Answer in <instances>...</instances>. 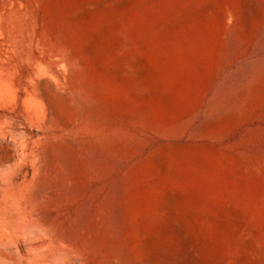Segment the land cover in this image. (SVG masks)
I'll return each mask as SVG.
<instances>
[{
	"label": "rangeland",
	"instance_id": "rangeland-1",
	"mask_svg": "<svg viewBox=\"0 0 264 264\" xmlns=\"http://www.w3.org/2000/svg\"><path fill=\"white\" fill-rule=\"evenodd\" d=\"M0 264H264V0H0Z\"/></svg>",
	"mask_w": 264,
	"mask_h": 264
}]
</instances>
